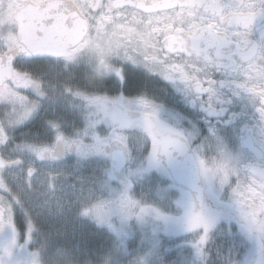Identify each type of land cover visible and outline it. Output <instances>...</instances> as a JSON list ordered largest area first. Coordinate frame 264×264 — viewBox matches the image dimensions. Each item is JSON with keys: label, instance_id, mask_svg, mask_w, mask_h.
<instances>
[{"label": "flooded vegetation", "instance_id": "af4514ba", "mask_svg": "<svg viewBox=\"0 0 264 264\" xmlns=\"http://www.w3.org/2000/svg\"><path fill=\"white\" fill-rule=\"evenodd\" d=\"M48 4L76 10L87 32L53 55L15 60L0 87V264L81 262L67 242L128 243L137 213L187 257L201 254L186 249L194 233L208 243L218 231L223 261L264 264V0H0V55L16 46L15 16ZM165 137L193 151L201 209L165 166ZM106 149L162 182L177 217L142 204ZM100 160L117 185L100 178L86 186L88 203L77 194L64 212V185L81 182L62 164ZM1 245L12 246L14 262Z\"/></svg>", "mask_w": 264, "mask_h": 264}, {"label": "rangeland", "instance_id": "374dc122", "mask_svg": "<svg viewBox=\"0 0 264 264\" xmlns=\"http://www.w3.org/2000/svg\"><path fill=\"white\" fill-rule=\"evenodd\" d=\"M78 117V116H77ZM99 121V120H98ZM97 121V122H98ZM95 122V125L102 124V121H99L98 123ZM136 166L131 165L127 170L128 177H133L132 187H135L140 191V200H145L149 202V204L152 205V207H155V209L160 210L162 212V215H169V216H176L179 212V208L177 206H174L172 202V198L170 194L167 196L166 192L163 193V191L160 189V186H162V182H158V180L155 179V177L145 180L147 176L144 174L146 170L141 168V163H135ZM154 164L150 162L149 167H153ZM67 175V178L71 180L72 178H79L80 180L78 182H81L80 185H70V183H67L64 185V188L69 189L67 198L70 200L69 203L62 204V210L64 212L69 210V205L76 209L75 207V196L77 194H81L79 198H81L84 201L89 200V196H87L85 193L89 192L86 189V186L92 191L95 188V183L100 180H104L107 186L116 185L115 182L113 183V176L111 174L110 166L107 160H100L97 164H83V163H67L62 164V175ZM105 176V178H103ZM145 180V181H144ZM99 183V181H98ZM167 186L170 187L167 183ZM101 189H104V183L101 184ZM106 187V186H105ZM63 188V187H62ZM154 196L152 195V198H155V200H149V195L154 192ZM161 190L160 193H157V190ZM164 189V187H163ZM147 194V192H149ZM96 189L92 192L94 195H101L102 192H97ZM142 192H146L143 194ZM91 193V192H89ZM162 193V194H161ZM97 196V197H98ZM171 198V199H170ZM97 199V198H96ZM88 203V201L86 202ZM160 212V213H161ZM136 221L140 222L141 224H137L138 228H135L134 233V239L130 240L129 243L122 242L118 245H114L112 248L107 250H102L103 253H94V252H87V248H81L80 243H74V242H67L66 245H64L65 248L71 249L70 252L74 249L72 253H77L81 255V262L79 260H69L67 259V263H73V264H88L85 261L91 260L93 261L92 264H230L231 260L230 255L227 256V261H223L225 257L222 256L220 250L217 248V245L219 243L220 239V233L216 231V233H211L209 236L210 243L213 244L212 249H215L216 253L212 251L211 245L206 243V239H201V237L197 236V234L194 233L193 238H190L189 245L186 243V249L188 253L190 252V245L192 246H199L201 249L200 255H190L186 256L187 253L185 249H177L176 245L173 247V244H167L170 242H173L175 237L171 233L166 232V228L163 227L162 233H161V227L160 223H156V221L147 222L148 219H154L148 216H141V214H136ZM217 223V222H216ZM135 225V223H134ZM133 225V226H134ZM98 233V231H97ZM102 231H99V237L104 236L102 234ZM106 235V234H105ZM106 239H109V237L106 235ZM76 240V239H75ZM87 244V243H86ZM165 244H167V247L169 248V253L167 256H164V250L162 254L159 253L160 248L163 246L165 247ZM2 246V245H1ZM174 250H172V248ZM231 247L228 246L227 250L231 254H235L232 252ZM2 249L4 252L7 253L8 257L10 259L8 260V263L14 262L15 257H13V249L12 246H2ZM79 259V258H78ZM170 262V263H169ZM48 264H51L52 262L47 260ZM65 261V264H67Z\"/></svg>", "mask_w": 264, "mask_h": 264}, {"label": "water", "instance_id": "95a60500", "mask_svg": "<svg viewBox=\"0 0 264 264\" xmlns=\"http://www.w3.org/2000/svg\"><path fill=\"white\" fill-rule=\"evenodd\" d=\"M71 9L63 5H42L27 7L23 11L27 15L15 16L18 21V40L14 49L0 55V87L11 79L15 60L53 55L60 50L59 46L75 45L83 40L87 25L78 28L79 22L74 13L77 11ZM63 12L70 13V16H60ZM175 140L174 137L161 138L163 162L176 183L191 192L196 208L201 209L206 203V194L199 164L193 151L187 149V145L183 147L175 143ZM108 152L111 154L114 173H123L127 166L125 154L121 150Z\"/></svg>", "mask_w": 264, "mask_h": 264}, {"label": "trees", "instance_id": "16d2710c", "mask_svg": "<svg viewBox=\"0 0 264 264\" xmlns=\"http://www.w3.org/2000/svg\"><path fill=\"white\" fill-rule=\"evenodd\" d=\"M93 229L96 230V231L98 230L97 228H93ZM97 240L98 241L96 243L86 242V241L82 240V242H80L81 248L86 247L87 250H88L87 252H94V253L97 254V253H103L102 250H104V251L107 250L108 251L110 248H112L114 245L117 244V243H103V242L100 241L99 238H97ZM72 251H74V249ZM85 262L88 263V264H92L93 263L92 259L91 260H86Z\"/></svg>", "mask_w": 264, "mask_h": 264}]
</instances>
